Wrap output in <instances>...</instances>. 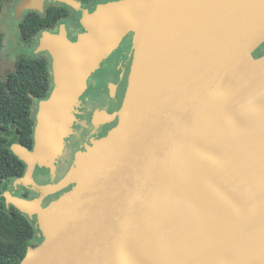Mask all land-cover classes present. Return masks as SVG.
I'll use <instances>...</instances> for the list:
<instances>
[{"label": "water", "instance_id": "95a60500", "mask_svg": "<svg viewBox=\"0 0 264 264\" xmlns=\"http://www.w3.org/2000/svg\"><path fill=\"white\" fill-rule=\"evenodd\" d=\"M81 23L89 36L77 48L63 29L40 40L56 85L39 102L33 148L9 147L26 167L19 180L40 193L3 194L42 238L19 264H264V58L251 57L264 43V0H128ZM135 24L121 108L94 114L116 126L58 183L36 185L35 166L54 171L85 79Z\"/></svg>", "mask_w": 264, "mask_h": 264}, {"label": "flooded vegetation", "instance_id": "af4514ba", "mask_svg": "<svg viewBox=\"0 0 264 264\" xmlns=\"http://www.w3.org/2000/svg\"><path fill=\"white\" fill-rule=\"evenodd\" d=\"M73 1L78 5L77 8L69 7L56 0L45 1L43 11L37 13L47 17L49 20H53L44 29L36 32L28 43L36 45L33 51L36 56L32 58H44L47 62L50 76L49 95L56 85L53 77L54 66L50 52L48 50L39 51L42 37L45 34L50 36L59 35L61 29H63L66 40L77 48L79 38L81 36H89V32L81 23L85 12L88 16H92L99 6H106L113 2H127L128 0ZM139 26V24H135L131 25L128 30H118V34L113 40V46L106 58L101 60L98 66L85 79L84 90L78 96L70 111V117L67 121L69 132L63 139L60 156L53 163L54 171L48 166H35L32 179L36 185H42L43 180L46 179H49L48 183L50 184L58 183L66 175L65 171L73 165L72 157L77 152L81 154L87 153L88 149L92 148L96 141L108 135L116 126V118L112 122L94 124V114L96 112H105L108 115L118 114L129 82L136 45L139 39ZM38 54L40 56H37ZM37 103L39 105V100H37ZM76 161H74V165ZM15 181L19 182V186L10 193L12 196L28 200L40 197V193L33 185H24L19 179ZM69 185L71 184L69 183ZM66 188L62 189L61 192L63 193ZM53 196L54 194L52 196L50 194L45 195L44 199L47 200L46 202H43L41 198L40 207L43 209L45 205L58 198Z\"/></svg>", "mask_w": 264, "mask_h": 264}, {"label": "trees", "instance_id": "16d2710c", "mask_svg": "<svg viewBox=\"0 0 264 264\" xmlns=\"http://www.w3.org/2000/svg\"><path fill=\"white\" fill-rule=\"evenodd\" d=\"M5 1L0 0V10ZM52 20L37 12H27L18 26L20 39L28 44L31 37ZM49 83L46 60L26 55L15 59L14 69L7 73L4 82L0 77V188L4 182L24 176V163L12 154L9 147L18 143L28 150L33 148L35 122L31 117V106L34 100L48 98ZM37 233L26 215L12 207L6 212L4 198L0 199V264H19L27 248L42 241L38 230Z\"/></svg>", "mask_w": 264, "mask_h": 264}, {"label": "rangeland", "instance_id": "374dc122", "mask_svg": "<svg viewBox=\"0 0 264 264\" xmlns=\"http://www.w3.org/2000/svg\"><path fill=\"white\" fill-rule=\"evenodd\" d=\"M22 0H8L5 2H2L1 10H0V35L2 36V47L0 49V77L2 81H5V77L7 73L12 72L14 69V63L15 59L20 56V55H26L29 57L36 56L34 55V49L36 48L35 44H25L22 42L20 39V34H19V29H18V24L21 21V18L27 13V11H19L18 10V5ZM45 6V3H44ZM36 54V53H35ZM37 56H40L39 54ZM252 60L256 61L254 62L255 64H259L261 59L264 58V43L252 54ZM247 64V62L243 65V67ZM241 75L240 77H242ZM40 102V100H39ZM39 105L36 101L32 102L31 106V117L34 120L36 124V118L37 114L39 113ZM78 153V152H77ZM73 160V165L74 161L77 160V154H75L74 157H72ZM71 165L70 167H73ZM69 167V168H70ZM66 170V174L71 170V168ZM38 170V169H36ZM58 179V178H57ZM56 179V180H57ZM76 176H74L73 181H75ZM49 179L43 180L42 186H46L50 183ZM48 183V184H45ZM68 185L67 188L65 189V192L67 190H70V187L72 186ZM19 183L15 180H9L7 182H4L1 185L0 188V199L3 197V194L6 193H11L14 191L16 188H18ZM62 192L58 191L56 193H50L53 197H59ZM49 195V194H48ZM45 197H42L43 202L47 201L44 199ZM5 205V204H4ZM10 209L9 206L5 205V211L8 212ZM30 224L34 230V233H37V222L35 216H32V218H29ZM38 235V233H37Z\"/></svg>", "mask_w": 264, "mask_h": 264}]
</instances>
